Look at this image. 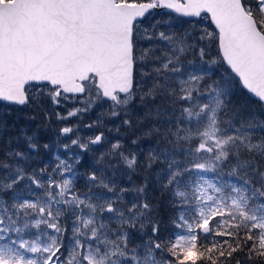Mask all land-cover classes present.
I'll return each mask as SVG.
<instances>
[{"label": "snow or ice", "instance_id": "obj_1", "mask_svg": "<svg viewBox=\"0 0 264 264\" xmlns=\"http://www.w3.org/2000/svg\"><path fill=\"white\" fill-rule=\"evenodd\" d=\"M0 264H264V0H0Z\"/></svg>", "mask_w": 264, "mask_h": 264}, {"label": "trees", "instance_id": "obj_2", "mask_svg": "<svg viewBox=\"0 0 264 264\" xmlns=\"http://www.w3.org/2000/svg\"><path fill=\"white\" fill-rule=\"evenodd\" d=\"M205 24H206V22H205ZM188 27H189V25L186 24V23H183L182 20H181V18H179V17L176 18L175 29H174L175 31H177V32H182L185 28H188ZM160 30H166V29H165L164 27H161ZM214 53H215V52H214ZM214 53H213V54H214ZM188 58H189V59H192L191 56L188 57ZM220 71L223 72L224 69L221 68ZM238 95H240L241 98H242L243 100H248V101H250V102L252 103V107H258V106L255 104V98L250 97V96H248V95L245 94V93H239V92H238ZM70 105H71V104H69L67 107L70 108V107H69ZM61 111H64V109H61ZM97 111H98V110H97ZM27 114H32V113L29 112V113H27ZM91 116H94V113H92ZM13 118H14V116H13V117H8L9 123H11V121H12ZM94 119H95V118H94ZM43 123H44V121H43V119L40 118V117H38L37 120H35V121H33V122H29V121H26V120L21 119V120L19 121V126L22 127V126H24L25 124H28V125H29V129H28V130H29V134H31V132H32L33 130H36L37 128H39V129H40V136H41V138H42V142H49V141H51L52 139H54V138H55V135H54V132L52 131V129H56V130L58 131V129H59L60 127L64 126V125H61V124H51V125H48V130L45 131L44 128L40 127V125H42ZM69 123H71V124L79 123V124H80V132H82L84 129H86V128L83 127V125H84V124L91 123V117H90V114L85 115L81 121H76V120L74 119V120L70 121ZM111 126H112V125H110V127H111ZM45 159L47 160V157H45Z\"/></svg>", "mask_w": 264, "mask_h": 264}, {"label": "rangeland", "instance_id": "obj_3", "mask_svg": "<svg viewBox=\"0 0 264 264\" xmlns=\"http://www.w3.org/2000/svg\"><path fill=\"white\" fill-rule=\"evenodd\" d=\"M214 52H215V49H213V53H214ZM69 107L71 108V107H73V105H70ZM93 113H94V116H91L92 113L90 114L91 122H92V120H94V118H95L96 115H97V112H96V111H94ZM110 125H111V124H109L108 126L110 127ZM97 131H98V130L95 129V128H93V129H91V130H89V129H84L82 132H80V134L83 135V136H91V135L95 134Z\"/></svg>", "mask_w": 264, "mask_h": 264}]
</instances>
